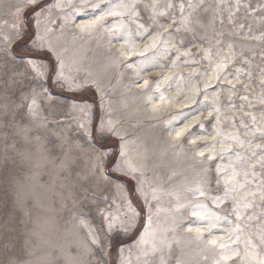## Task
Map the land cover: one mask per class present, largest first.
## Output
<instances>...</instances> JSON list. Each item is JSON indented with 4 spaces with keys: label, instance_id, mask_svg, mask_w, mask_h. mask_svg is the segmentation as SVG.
<instances>
[{
    "label": "snow or ice",
    "instance_id": "obj_1",
    "mask_svg": "<svg viewBox=\"0 0 264 264\" xmlns=\"http://www.w3.org/2000/svg\"><path fill=\"white\" fill-rule=\"evenodd\" d=\"M15 9L13 34L0 45V58L13 65L19 60L39 91L33 89L30 101L16 104V110L5 105L0 122L25 144L35 141L56 156L57 142L50 139L49 129L67 122L49 121L37 103V96H48L55 84L73 93L68 99L80 117L74 139L81 151L90 149L91 176L115 182L121 190L134 182L135 199L124 200L115 212H102L98 230L88 227L85 248L91 264H183L177 251L184 232L219 248L214 264H264V0H21ZM57 10L62 13V23H57L61 32L68 26L88 37L105 32L113 65L135 67L136 76L150 68L196 66L187 77L175 73L154 78L159 95L146 100L165 101L160 92L164 82L183 94L172 98L183 99L185 105L162 131L170 137L175 133L170 141L174 147L185 142L193 146L183 149L191 153L190 179L186 176L178 186L173 182L176 173L150 180L145 165L130 158L128 130L113 116L102 80L69 62L67 49L53 40L55 28L48 24L56 23L51 17ZM250 19L257 23L256 31ZM137 40L148 43L139 49ZM114 41L123 42L119 49L113 48ZM127 56L136 59L127 62ZM204 63L207 67L198 71ZM253 84L259 94H251ZM133 85L142 92L151 87L146 79ZM89 91L99 102L77 104L75 94ZM163 110L152 107L153 112ZM205 121L211 133L205 131ZM198 141L203 143L197 147ZM58 166L70 164L58 160ZM217 232L227 239H217ZM121 236L135 243L120 247L116 261L110 262L112 245Z\"/></svg>",
    "mask_w": 264,
    "mask_h": 264
},
{
    "label": "rangeland",
    "instance_id": "obj_2",
    "mask_svg": "<svg viewBox=\"0 0 264 264\" xmlns=\"http://www.w3.org/2000/svg\"><path fill=\"white\" fill-rule=\"evenodd\" d=\"M76 1L74 4H79L80 0ZM96 1L98 0H90L91 3ZM8 2L14 6L21 0ZM15 11L14 8L10 27H0V45L4 39L12 37ZM64 11L70 9L66 7ZM51 19L56 22L48 24L49 27L55 28L52 33L53 40L65 38L67 41H71L69 39L77 41L64 42L62 47L67 49L65 55L69 62L75 61L70 58L73 46L85 47L80 60L75 62L102 80L105 100L111 106L113 116L128 130L130 142L127 151L130 158L145 165L150 180L166 179L167 176L176 173L173 182L178 186L186 176L190 179L191 153L185 154L183 149L193 146L185 142L174 147L170 141L175 137V133L170 137L162 131L167 122L173 119L174 114L184 107H179L172 98L183 94L177 92L174 84L169 88L170 82H164L161 84L160 92L164 93L165 101L152 100L151 104H147L146 100L149 95L158 94L154 78L175 73L187 77L196 66L180 64L176 68L170 66L150 68L141 76H136L135 67L128 69L121 65H113L105 32L101 31L88 37L80 34L72 26L63 28L61 32L57 26V23H62V13L59 10L53 13ZM249 23L256 31L257 23L251 19ZM122 43L114 41L113 48L119 49ZM147 43V40L136 41L139 49H143ZM118 44L121 45L117 46ZM260 50L259 47L256 48L257 53ZM196 58L199 59L200 56L197 54ZM134 59L135 56L126 61L131 62ZM163 62L167 63V60ZM256 63H261L259 56L256 57ZM206 67L207 63H204L197 70L202 71ZM80 75L84 76L85 71H81ZM142 76H146L145 79L151 85L145 92L133 85V81H138L142 85L145 80H141ZM30 80L31 76L20 67L19 60L13 65L0 58V112L5 105L9 110H16V104L30 101L33 89L39 91L36 85L29 83ZM251 88L253 90L251 94H259L261 91L256 84L251 85ZM187 91L185 85V93ZM48 92V96H37L40 114L49 121L67 122L62 128L49 129L50 139L57 142L56 156H50L48 151L39 148L35 141L32 144H25L15 136L12 128L0 122V264H12L18 259H22L24 264H91L85 248L88 227L98 230L103 223L102 212L110 210L115 212L124 200L129 197L135 199L134 182L129 181L127 190H121L115 186V182L104 183L91 176L90 149L85 148L81 151L76 147L80 142L74 139L76 122L80 117L77 109L71 107L73 100L68 99L73 93L62 90L55 84L48 88ZM75 96L77 104L81 100L88 103L99 102V98L91 91ZM25 97L29 100L26 101ZM181 100L184 101L183 99L179 101ZM237 103L240 101L237 100ZM153 106L163 107L165 110L153 112ZM256 114L259 115V112ZM203 115L207 116V112ZM190 131L195 132L197 129L193 128ZM205 131L207 133L212 131L208 121H205ZM153 139L159 144L153 142ZM201 143L203 142L198 141L196 146ZM58 160L68 162L70 167H59ZM164 203H167V198ZM81 218L85 224H81ZM215 236L217 239H227L221 232L215 233ZM189 240L193 242L185 247L183 243ZM134 243L135 241L129 237L121 236L112 245L110 262L116 261L120 247L127 249ZM208 246L184 232L177 255L186 264H214L220 256L219 248L214 247L213 251H208Z\"/></svg>",
    "mask_w": 264,
    "mask_h": 264
},
{
    "label": "bare ground",
    "instance_id": "obj_3",
    "mask_svg": "<svg viewBox=\"0 0 264 264\" xmlns=\"http://www.w3.org/2000/svg\"><path fill=\"white\" fill-rule=\"evenodd\" d=\"M9 1V0H8ZM7 0H5L3 2V0H0V27L4 28V27H10L11 25V15H12V12L16 6V4L14 6H11V2L14 3V1H11V2H8ZM95 1V0H93ZM77 1L76 0H73V3H76ZM98 1H96L97 3ZM13 5V4H12ZM111 19V18H109ZM78 23H80L81 21L77 20ZM85 38V37H84ZM71 41H67V39L65 38H58V39H55L54 42H57V44L62 48L63 45H64V42H77L75 39H69ZM121 44H118L117 46H120ZM84 46H80V45H75L71 48V55H70V58L75 60V61H79L80 58H81V55L84 51ZM134 56H127L126 59H131L133 58ZM94 68H97V67H93ZM105 67L103 69H101L102 71H104ZM98 71V70H97ZM97 76V75H96ZM146 76H142L141 80L145 79ZM159 95V93L157 94ZM166 99V97H165ZM154 102L156 101H159V100H153ZM177 105L179 107H183L185 105V101H178L177 102ZM183 126V125H182ZM181 126V127H182ZM154 138V137H153ZM153 142H155L156 144L158 143L157 140L153 139ZM159 144V143H158ZM217 237V236H216ZM190 242H193L192 240H189V241H186L183 243V245L186 247L188 246V244ZM193 245V244H192ZM214 250V247L213 246H208V251H213ZM184 264H186V262H183Z\"/></svg>",
    "mask_w": 264,
    "mask_h": 264
}]
</instances>
